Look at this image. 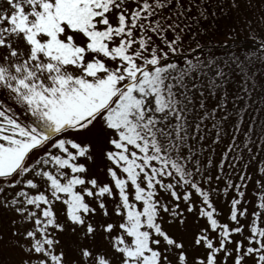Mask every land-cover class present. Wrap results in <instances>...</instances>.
Segmentation results:
<instances>
[{
	"label": "snow or ice",
	"instance_id": "6c2138e0",
	"mask_svg": "<svg viewBox=\"0 0 264 264\" xmlns=\"http://www.w3.org/2000/svg\"><path fill=\"white\" fill-rule=\"evenodd\" d=\"M244 6L0 0V264H264V0L206 26Z\"/></svg>",
	"mask_w": 264,
	"mask_h": 264
},
{
	"label": "trees",
	"instance_id": "16d2710c",
	"mask_svg": "<svg viewBox=\"0 0 264 264\" xmlns=\"http://www.w3.org/2000/svg\"><path fill=\"white\" fill-rule=\"evenodd\" d=\"M255 4H256V0H253V8H248L247 6H244L242 10H234L230 13H228L226 16H220L218 17V19L215 21V23L211 22V18L210 20L206 23V26L208 27V37L209 39H211L212 41H217L218 37L213 33L214 31H219L218 27H220V25L222 24V29L221 30H226V28L223 26L222 21H226L229 24H233L232 22H234L237 18L242 17L243 15L247 14V15H256V11H255ZM239 35L237 37H235V39L239 40L241 43H243V37L246 35V31H240L237 30ZM225 34H224V38H225ZM227 39H232V38H228ZM214 46H218L220 48H228V45H224L223 43H219V45H215ZM236 80H239V76H236ZM235 84L230 83L228 85L229 89L234 88Z\"/></svg>",
	"mask_w": 264,
	"mask_h": 264
},
{
	"label": "rangeland",
	"instance_id": "374dc122",
	"mask_svg": "<svg viewBox=\"0 0 264 264\" xmlns=\"http://www.w3.org/2000/svg\"><path fill=\"white\" fill-rule=\"evenodd\" d=\"M222 23H223V26L226 28V30H221L222 29V24H221L220 27H218V30L219 31H214L213 32L218 37V40L217 41H219L220 43H223V40L224 39H227L226 37L224 38V34L227 31L228 27L230 25H232V24H229L226 21H224V22L222 21ZM232 23H234V22H232ZM237 30H240L239 25H237Z\"/></svg>",
	"mask_w": 264,
	"mask_h": 264
}]
</instances>
